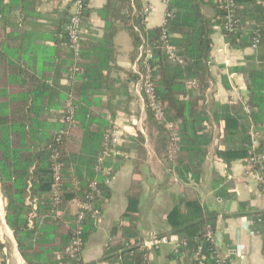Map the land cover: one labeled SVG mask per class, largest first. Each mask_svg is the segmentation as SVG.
Masks as SVG:
<instances>
[{
  "label": "trees",
  "instance_id": "trees-1",
  "mask_svg": "<svg viewBox=\"0 0 264 264\" xmlns=\"http://www.w3.org/2000/svg\"><path fill=\"white\" fill-rule=\"evenodd\" d=\"M3 1L0 0V18L6 17L13 3V0L8 3ZM221 1L166 0L168 16L163 25L147 29L140 0H134V13L130 0H120L118 16L112 15L116 11V0H107L103 10L105 37L89 49H84L81 43L77 71L74 70L75 65L71 67L78 81L71 91L68 90V106L73 108L72 120L76 126L68 131H64L67 125L60 120L64 117H56L58 125L48 121L53 100L46 86L30 84L16 66L7 65L0 75V192L6 226L12 231L25 264H76L66 255L78 225L76 216L70 215V206L86 196L95 178L101 192L94 201L99 212L104 200L110 197L105 178L94 172L95 160L102 152L104 134L110 130L109 122L92 111L96 103L92 96L106 90L112 82L108 72L118 26L128 33L136 51L141 39L154 48L157 96L167 104L168 119L179 122V150L175 160L180 166L175 168V173L180 181H201L205 149L212 142L214 126L216 139L221 145L214 150L217 160L245 161L252 145V127L258 134L255 153L264 155V0H235L237 24L233 32H227L222 27L224 12ZM204 5L212 9V17L202 13ZM88 15L85 9L83 20ZM217 28L226 44L233 49L250 48L253 38L260 36L257 51L244 57L243 64L230 68V72L240 74L243 79L249 113L243 111V105L232 102L225 105L215 103L211 115L205 110L212 37ZM164 33L180 57V64L167 61L161 48ZM63 36L66 41L65 32ZM190 81H195L197 86L188 88ZM222 81L229 89L225 76H222ZM147 114L154 121L149 111ZM158 130L163 138V158L170 168L167 132L161 126ZM61 132L65 133L61 135ZM58 137L60 143H56ZM55 148L60 151L59 163L62 167L59 207H54L51 199V155ZM122 162L109 166L112 175ZM257 170L264 179V162ZM211 184L216 198L233 197L227 193V181L219 175L212 173ZM137 205L138 196H129L127 210L122 216L128 226L114 227L112 235L118 233L121 240L112 247L109 245L111 249H107L101 261L150 264L144 259L149 252L142 246L137 219L129 215ZM53 211L62 212V215L55 217ZM237 216L246 217L253 223V228L260 230L264 236V212L251 211L247 204L240 203ZM217 219L218 213L198 200L183 197L174 200L166 224L169 235L176 236L179 243L186 242L185 247L180 244L173 253L178 264H197L192 256L198 248L206 256V264H214L211 258L213 248L206 241V235L210 231L213 234L216 232ZM82 227L85 244L96 228L91 220H85ZM0 253L3 254L0 264H5L9 254L1 232Z\"/></svg>",
  "mask_w": 264,
  "mask_h": 264
},
{
  "label": "crops",
  "instance_id": "crops-1",
  "mask_svg": "<svg viewBox=\"0 0 264 264\" xmlns=\"http://www.w3.org/2000/svg\"><path fill=\"white\" fill-rule=\"evenodd\" d=\"M3 2L8 3L9 0ZM130 2L134 6V0ZM140 2L150 9L145 27L162 26L166 17L165 0ZM106 3L107 0H87L89 15L83 20L81 34L84 49L91 48L106 35L103 15ZM120 6V0H116V11L112 15H119ZM10 8L6 17L0 18V75L7 65H14L30 84L46 86L53 100L47 118L53 125H58L56 117L69 104L68 90L71 91L78 81L77 74H73L71 69L74 62L63 36L70 0H13ZM201 11L208 18L213 16L208 6H202ZM212 40L204 103L208 115L212 114L215 103L242 105L241 99L247 101L241 75L230 72V68L243 64L244 57L255 52L250 48H230L218 28ZM136 59L137 51L128 33L118 26L108 72L112 82L106 90L92 96L96 101L92 111L104 116L109 122V129L119 137L106 159V165L112 167L123 162L108 183L110 197L101 206L102 224L85 243L81 253L83 263L121 264L101 260L107 249H111L109 245L112 247L121 240L118 233L112 235L114 227L128 226L127 220L122 218L127 210L128 197L138 196V205L129 215L137 219L142 246L151 237L159 242L157 248L149 251L150 264H178L173 258L178 240L176 236L169 235L166 217L173 208L174 200L180 197L198 200L218 213L215 246L226 256L229 264H264L263 233L253 228V223L246 217L237 216L240 203L247 204L251 211L264 212V192L247 173L245 161L223 162L215 158L214 150L221 145L216 139L214 126L212 142L205 149L201 181H174L177 174L171 172L168 162L158 151L155 123L148 117L135 74ZM222 76L226 77L229 89L225 88ZM212 173L227 181V193L233 196L231 199L215 197ZM72 205L70 215L76 211V208L72 210ZM3 211L4 207H0V232L9 254L5 264H25L12 231L6 226ZM2 255L0 253V261Z\"/></svg>",
  "mask_w": 264,
  "mask_h": 264
},
{
  "label": "built area",
  "instance_id": "built-area-1",
  "mask_svg": "<svg viewBox=\"0 0 264 264\" xmlns=\"http://www.w3.org/2000/svg\"><path fill=\"white\" fill-rule=\"evenodd\" d=\"M166 3V0H165ZM133 13L135 8L131 5ZM221 7L223 9V29L227 32H233L235 30L236 21V10L237 4L235 0H222ZM85 9H87V0H70V12L67 20V24L64 27V32L66 34V48L70 53L72 60L74 62L75 68L77 71L76 64L80 61L81 53V34L83 29V14ZM142 14L144 15V21H146L147 16L150 14V9L147 5L144 4ZM166 16L167 13H166ZM219 29V28H218ZM220 30V29H219ZM135 31L138 32V29L135 28ZM141 44L137 48V59L135 65V74L138 77V85L140 87L142 97L144 100L146 111H149L156 124L160 125L167 132L168 137V158L172 163L171 172L175 175V168L177 167L176 157L178 155V145H177V129L179 122L170 121L167 117V104L159 100L156 93V80L155 68L153 66L154 60V48L141 39ZM260 43V36L257 35L253 38V42L250 46V49L256 51ZM161 48L167 58V61L170 64H180L181 59L176 54L175 48L168 42V37L164 33L161 37ZM196 82L190 81L188 83V88H195ZM243 109L246 113H249V108L246 105V100H240ZM74 115L73 108L70 105L66 110L62 111L59 116L62 123H66L67 127L64 131H68L69 128L76 126V123L72 120ZM65 132H61V135ZM251 139L252 145L251 149L248 152V158L245 160V166L247 173L258 183L261 190L264 192V179L259 174L257 167L264 162V155H257L255 150L258 146V134L255 132L253 127L251 128ZM117 135L111 130L106 131L103 138L102 152L95 160L94 172L96 175H100L105 178V184L108 186V183L112 177V170L109 166L106 165V159L111 154L114 145L118 142ZM56 143H60V137L56 139ZM60 151L58 148L52 151L51 162H52V185H51V199L53 201L54 207H59L61 200V164L59 163ZM174 181H178L177 176H174ZM98 180L95 178L91 184L90 189L87 192L86 196L74 202L76 211L74 215L77 219V230L73 235L66 255L76 261V264H84L81 259V253L84 248V241L82 239V224L85 220H91L93 226L98 229L102 224L101 212L95 207V198L100 195V190L98 188ZM56 217H58L61 212L53 211ZM29 226H32L31 221L29 220ZM264 226V222H263ZM206 241L212 245L213 251L211 254L214 264H229L225 255H223L219 249L215 246L214 234L210 231L206 235ZM158 241L153 237L149 240L144 241L143 247L146 251H151L158 246ZM183 247L186 246V242L179 243L177 242L176 250L179 245ZM146 261L149 260V254L144 256ZM193 261L197 264H206V256L201 253V249L198 248L197 251L192 256Z\"/></svg>",
  "mask_w": 264,
  "mask_h": 264
},
{
  "label": "rangeland",
  "instance_id": "rangeland-1",
  "mask_svg": "<svg viewBox=\"0 0 264 264\" xmlns=\"http://www.w3.org/2000/svg\"><path fill=\"white\" fill-rule=\"evenodd\" d=\"M152 120V119H151ZM155 123V122H154ZM160 125H158V124H156L155 123V129H156V131H157V144H158V151H159V154H161L162 156H164V149H163V145H162V136L160 137V133H159V130H158V127H159ZM0 203H1V207H4V205H3V197H2V194H1V192H0ZM71 207V206H70ZM74 209H75V207H74V205H72V210L74 211ZM62 215V212H61V214L58 216V217H60ZM56 217V216H55ZM2 217L0 216V219H1ZM7 233V232H6Z\"/></svg>",
  "mask_w": 264,
  "mask_h": 264
},
{
  "label": "bare ground",
  "instance_id": "bare-ground-1",
  "mask_svg": "<svg viewBox=\"0 0 264 264\" xmlns=\"http://www.w3.org/2000/svg\"><path fill=\"white\" fill-rule=\"evenodd\" d=\"M0 207H1V203H0Z\"/></svg>",
  "mask_w": 264,
  "mask_h": 264
}]
</instances>
